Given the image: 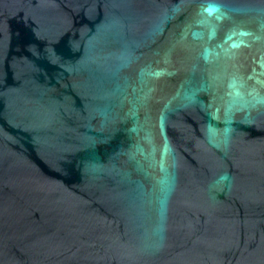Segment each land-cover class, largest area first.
<instances>
[{
	"label": "water",
	"instance_id": "95a60500",
	"mask_svg": "<svg viewBox=\"0 0 264 264\" xmlns=\"http://www.w3.org/2000/svg\"><path fill=\"white\" fill-rule=\"evenodd\" d=\"M0 264H264V0H0Z\"/></svg>",
	"mask_w": 264,
	"mask_h": 264
}]
</instances>
